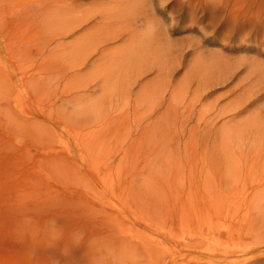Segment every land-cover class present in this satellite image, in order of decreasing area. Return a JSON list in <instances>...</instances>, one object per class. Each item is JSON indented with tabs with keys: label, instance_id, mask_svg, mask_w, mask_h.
I'll return each instance as SVG.
<instances>
[{
	"label": "rangeland",
	"instance_id": "obj_1",
	"mask_svg": "<svg viewBox=\"0 0 264 264\" xmlns=\"http://www.w3.org/2000/svg\"><path fill=\"white\" fill-rule=\"evenodd\" d=\"M84 1L90 7L102 0ZM132 1L159 24L154 40L177 68L175 83L217 75L192 105L226 109L244 95L240 107L247 110L237 120L264 111V0ZM5 2L0 0V264H264V229L247 228L249 209L230 187L217 195L214 181L205 183L199 174L193 182L198 187L190 189L188 177L196 171L154 167L166 191L153 200L148 191L144 202L138 177L153 173L134 165L140 155L107 168L104 160L122 156L84 148L72 125L76 119L58 121L46 100L28 91ZM36 22L35 36L46 38L45 24L39 29ZM29 59L40 63L39 56ZM60 105L56 112L69 117L79 112ZM146 241L154 252L145 250Z\"/></svg>",
	"mask_w": 264,
	"mask_h": 264
},
{
	"label": "bare ground",
	"instance_id": "obj_2",
	"mask_svg": "<svg viewBox=\"0 0 264 264\" xmlns=\"http://www.w3.org/2000/svg\"><path fill=\"white\" fill-rule=\"evenodd\" d=\"M131 2L102 0L86 7L84 0H6L2 7L28 91L45 99L58 121L75 118L72 125L88 151L110 150L122 156L104 160L107 168L123 166L128 155H140L134 165L153 173L144 180L138 177L136 187H141L144 202L166 191L155 168L185 166L196 171L188 177V188L198 187L193 182L199 174L205 183L214 181L217 195L230 187L249 209L247 228L263 230L264 111L237 120L247 110L240 107L244 95L226 109L192 105L217 75H204L202 83L194 74L175 83L177 68L154 40L160 35L159 24L148 9ZM36 21L39 29L45 24L46 38L35 36ZM69 38L74 39L66 43ZM117 42L121 44L113 46ZM34 55L40 63L30 61ZM58 104L79 112L71 117L61 114L56 112ZM230 179L237 182L236 190ZM127 241L121 249L125 257ZM149 243L143 245L145 250L154 252V243Z\"/></svg>",
	"mask_w": 264,
	"mask_h": 264
}]
</instances>
